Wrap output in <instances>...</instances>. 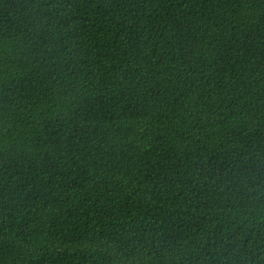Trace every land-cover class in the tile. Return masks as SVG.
<instances>
[{"label": "trees", "instance_id": "1", "mask_svg": "<svg viewBox=\"0 0 264 264\" xmlns=\"http://www.w3.org/2000/svg\"><path fill=\"white\" fill-rule=\"evenodd\" d=\"M0 264H264V0H0Z\"/></svg>", "mask_w": 264, "mask_h": 264}]
</instances>
